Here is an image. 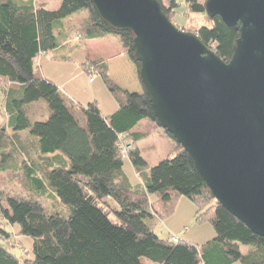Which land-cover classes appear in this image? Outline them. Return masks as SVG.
Masks as SVG:
<instances>
[{
    "label": "trees",
    "instance_id": "obj_1",
    "mask_svg": "<svg viewBox=\"0 0 264 264\" xmlns=\"http://www.w3.org/2000/svg\"><path fill=\"white\" fill-rule=\"evenodd\" d=\"M159 2L175 25L196 33L222 60L231 58L239 30L218 15H206L205 0ZM182 3L192 15L189 19L199 18L196 25L177 24ZM77 12L89 15L88 22L74 28L79 37H117L140 82L133 34L109 28L90 0H62L56 10L34 0H0V91L7 84L22 86L20 97L6 107L7 122L14 132L27 130L34 139L23 144L17 134L0 130V172H22L27 193L33 195L0 188V264H142V258L159 264H264V236L215 201L191 156L160 127L141 82L142 92H128L110 78L104 61H84V71L97 73L115 100L116 109L103 115L96 100L85 105L73 101L35 68L40 54L58 46L54 22ZM38 101L48 117L31 121L27 106ZM70 108L78 110L82 123ZM143 119L174 142V156L151 168L137 145L147 133L132 131ZM125 157L139 175V185H132L124 173ZM38 195L54 197L61 208L47 210ZM181 196L194 204L196 220L209 218L213 226L214 237L200 246L161 239L146 222L169 217ZM7 225H18L17 234L34 240L33 258L11 252L13 233ZM241 244L250 251L242 253Z\"/></svg>",
    "mask_w": 264,
    "mask_h": 264
},
{
    "label": "water",
    "instance_id": "obj_2",
    "mask_svg": "<svg viewBox=\"0 0 264 264\" xmlns=\"http://www.w3.org/2000/svg\"><path fill=\"white\" fill-rule=\"evenodd\" d=\"M90 2L109 28L133 34L156 120L215 201L264 236V0H205L206 15L239 30L228 61L169 20L159 0Z\"/></svg>",
    "mask_w": 264,
    "mask_h": 264
},
{
    "label": "rangeland",
    "instance_id": "obj_3",
    "mask_svg": "<svg viewBox=\"0 0 264 264\" xmlns=\"http://www.w3.org/2000/svg\"><path fill=\"white\" fill-rule=\"evenodd\" d=\"M44 1L46 3V8L49 10H56L62 0H37ZM198 14L194 15V17H200ZM192 15L186 12L185 4L182 3L181 8L176 12V17L178 19L177 24H181V22L191 21L192 24L196 25L200 20L199 18H195L196 20L189 19ZM78 58L74 57V62L72 64H66L67 69L64 74L70 75L72 78L70 84L74 86L75 89L79 91L78 98L82 104H86L91 100H96L100 110L103 115H107L110 112L112 113L114 110L115 100L113 96L108 91L105 86L102 78L97 74L90 72L87 73L84 69L78 65ZM39 58L35 59L34 66L36 68L37 62ZM41 61V60H40ZM84 62V61H83ZM53 60H49L48 62L42 61V65L46 70L53 71L52 64ZM91 78V81L89 79ZM59 84H62V81H58ZM61 82V83H60ZM78 86V87H77ZM69 87V86H67ZM2 96L0 91V97ZM116 108V107H115ZM4 110V108L0 105V111ZM78 115V114H77ZM79 121L82 123V117L80 114L78 115ZM153 131L151 132V136L141 142L139 145L142 148L141 156L147 163V167L151 168L158 164L161 160L167 157H173V146L174 142L165 136L163 130L156 126L153 122ZM151 129V128H150ZM23 133H28L25 130ZM29 136V135H28ZM21 138H27V136ZM123 171L126 174L128 180L132 185L136 184L140 181V178L135 176V171L133 169L132 163L128 157H125L123 160ZM26 179L22 175V172L13 173L10 170L0 172V188L6 191H10L12 193L20 194L23 196H33L30 193H27L26 190ZM37 198L44 203L45 208L49 211L53 209L61 208L56 201V199L52 196L48 195H38ZM153 199V198H151ZM189 205V209H187L186 205ZM175 212L169 217L163 220H156L147 218L146 222L152 225L154 232L161 239L171 238L172 236H176L181 238L182 240L188 241L187 237L191 238L190 242H193L197 245H202L206 241L210 240L214 237L215 232L213 230V226L210 222L209 218H205L204 220H196L195 217V207L194 204L184 196H181L175 205ZM190 210V212H189ZM191 210L193 211V218L188 221H185L184 216L188 213L191 214ZM7 231L12 232L13 235L11 237V243L14 244V247L11 249V252L16 255L18 258H33V244L34 240L26 235L17 234L19 231L18 225H7ZM188 234V235H187ZM195 240V241H193ZM241 252L246 254L250 251V247L247 245H240ZM150 261L148 259L143 258V261ZM233 264H241L240 262H235Z\"/></svg>",
    "mask_w": 264,
    "mask_h": 264
},
{
    "label": "crops",
    "instance_id": "obj_4",
    "mask_svg": "<svg viewBox=\"0 0 264 264\" xmlns=\"http://www.w3.org/2000/svg\"><path fill=\"white\" fill-rule=\"evenodd\" d=\"M34 1L38 3H45L44 1H37V0ZM88 18H89L88 13L77 12L64 19L55 21L53 25V30L58 41V46L52 51L42 53L39 55L38 57L39 60L36 65V69L40 71V73L45 78L54 81L67 97L81 104L82 102H80L79 101L80 98H78L79 91L75 89L73 85L70 84L72 78H70V75L64 74L67 69L66 64H72L75 61L74 60L75 56L79 57L77 63L80 66V68L83 61H86L88 59L104 61L108 66V74L110 78L120 88L128 92H138V93L142 92L141 84L138 81L136 75L135 66L128 58L125 49L123 48L121 42L117 37L112 35H106L101 38L83 40L79 37V34L74 31V28L76 26L88 22L89 20ZM43 60L44 62L53 60V63H51L53 71L49 69L46 70L43 67L42 65ZM58 81H62V84H59ZM89 81H91V78L89 79ZM21 88L22 86L18 84H7L5 86V90H1L2 96L0 97V105L4 108V110L0 111V130L5 128L4 130L5 133L17 134V137H19L20 142H23V144H27L28 138H30L29 142L34 141V139L32 137H29L28 133H23L25 130L14 132L12 128H9L7 122L8 115L6 112V107L12 99L20 97L22 91ZM115 107L116 106H114V110L116 109ZM70 110L73 113V115L78 118L79 115L78 110H76L75 108H70ZM26 112L28 117L31 119V121L45 120L49 114L46 106L39 101L28 104ZM152 124L153 122L151 120L143 119L132 129L133 132L147 133V136L141 139L137 143L138 147L141 150V153H142V148L140 147L139 144L147 140L151 136V132L154 130ZM21 136L22 137L27 136V138L22 139ZM135 176L139 177L136 171H135ZM140 183L141 181L137 182L134 185H139ZM186 207L187 209H189L188 204L186 205ZM175 210L176 208L174 209L173 213L175 212ZM192 212L193 211L191 210L190 215H188L187 213L184 216V219L187 217L185 221L189 222V220L193 218ZM150 219H155V218L152 217ZM187 239L188 241L189 239L191 241V238H189V236L187 237ZM179 240L182 239L179 238ZM141 263L159 264L152 261H145V260L143 261V258L141 259Z\"/></svg>",
    "mask_w": 264,
    "mask_h": 264
},
{
    "label": "built area",
    "instance_id": "obj_5",
    "mask_svg": "<svg viewBox=\"0 0 264 264\" xmlns=\"http://www.w3.org/2000/svg\"><path fill=\"white\" fill-rule=\"evenodd\" d=\"M125 150H126V149H123V152H125ZM170 240L173 241V242H177V241H179V238L176 237V236H172V237L170 238Z\"/></svg>",
    "mask_w": 264,
    "mask_h": 264
}]
</instances>
